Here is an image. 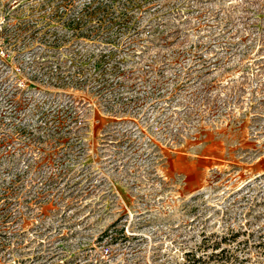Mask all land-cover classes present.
<instances>
[{"label":"rangeland","instance_id":"1","mask_svg":"<svg viewBox=\"0 0 264 264\" xmlns=\"http://www.w3.org/2000/svg\"><path fill=\"white\" fill-rule=\"evenodd\" d=\"M3 1L56 70L2 108L0 264H264V0H138L112 43L68 24L107 0Z\"/></svg>","mask_w":264,"mask_h":264},{"label":"built area","instance_id":"2","mask_svg":"<svg viewBox=\"0 0 264 264\" xmlns=\"http://www.w3.org/2000/svg\"><path fill=\"white\" fill-rule=\"evenodd\" d=\"M19 29L0 0V116L5 103L21 98L32 84L49 81L56 70L46 45L35 41V35L22 39Z\"/></svg>","mask_w":264,"mask_h":264},{"label":"trees","instance_id":"3","mask_svg":"<svg viewBox=\"0 0 264 264\" xmlns=\"http://www.w3.org/2000/svg\"><path fill=\"white\" fill-rule=\"evenodd\" d=\"M116 0H107V2L101 3L100 1L95 4L90 2L89 4L85 5L82 11L80 12V15H75L74 17L68 18V24L72 28L74 36L76 37H91V35L99 36L100 38L106 39L107 43H112L116 41L114 37L109 34L113 33L111 32L112 29L118 27V29L126 27L129 28V25H131V21L133 20L132 17H128L129 9L140 6V0H123L122 6L120 9L116 10L117 8L113 7V2ZM114 8V9H113ZM91 20H98L100 21L98 26H91L89 23ZM96 27L95 31L93 29ZM102 30V31H101ZM94 31V33H93ZM108 57L106 55H103L99 62V68L102 66V62L104 59ZM77 60V58H75ZM78 62V61H77ZM85 67L81 64L82 72ZM104 74L100 75L103 76ZM107 84V81H103V86ZM72 122L76 121V115H70ZM218 248V247H217ZM220 259L224 260L223 256L221 257L219 254L212 255L211 260L213 259ZM199 262L205 261L203 258L197 259Z\"/></svg>","mask_w":264,"mask_h":264},{"label":"crops","instance_id":"4","mask_svg":"<svg viewBox=\"0 0 264 264\" xmlns=\"http://www.w3.org/2000/svg\"><path fill=\"white\" fill-rule=\"evenodd\" d=\"M194 153H177L171 155L166 168L171 176L177 177L182 188L193 194L206 187L210 172L216 165L218 155L212 151L211 145L200 144Z\"/></svg>","mask_w":264,"mask_h":264}]
</instances>
